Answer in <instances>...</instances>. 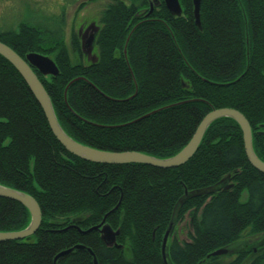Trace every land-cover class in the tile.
I'll return each instance as SVG.
<instances>
[{
  "label": "trees",
  "instance_id": "1",
  "mask_svg": "<svg viewBox=\"0 0 264 264\" xmlns=\"http://www.w3.org/2000/svg\"><path fill=\"white\" fill-rule=\"evenodd\" d=\"M148 2L110 0L97 22L93 63L83 62L75 33L70 62L60 28L48 29L50 18L33 11L15 30L0 31V42L22 59L52 58L56 77L34 72L58 124L82 145L165 159L207 113L228 108L245 117L264 162V0H201L200 28L192 0H178L180 16L162 0L149 13ZM0 185L30 195L41 213L34 234L0 242V264H93L87 250L97 264H264V244L228 253L242 235L264 241V174L248 162L229 118L213 121L176 168L85 161L56 140L26 83L0 56ZM188 213L186 238L167 242L163 262L170 221ZM29 218L20 203L0 197V232L22 230ZM102 220L118 230L119 247H105L98 230L79 232ZM218 249L228 252L210 256Z\"/></svg>",
  "mask_w": 264,
  "mask_h": 264
},
{
  "label": "water",
  "instance_id": "2",
  "mask_svg": "<svg viewBox=\"0 0 264 264\" xmlns=\"http://www.w3.org/2000/svg\"><path fill=\"white\" fill-rule=\"evenodd\" d=\"M157 0H152L149 3V13L151 12L153 5H157ZM201 0H192L193 5V18L195 25L200 28L199 8ZM164 6L172 16L181 15V7L178 0H163ZM98 33V27L95 23H90L85 29H78L77 37L80 42V51L87 61L93 63L96 61V56L92 54L94 49V42ZM0 56L10 63L14 69L19 73L24 82L26 83L31 94L39 104L48 126L56 138V140L62 145V147L71 155L83 159L85 161L99 163V164H144L160 169L176 168L184 164L197 150L199 143L206 128L215 120L219 118H229L233 120L241 130L242 141L245 156L250 165L264 174V162H262L253 152L251 142V130L245 117L234 109L222 108L212 109L207 113L198 126L196 127L192 137L186 143V145L180 149L175 155L159 159L149 156L144 153L125 151V152H106L99 151L88 146L82 145L73 139H71L60 127L56 117L54 115L49 97L43 88V85L38 80L36 74L33 72L35 69L43 77L51 76L56 77L59 73L55 63L47 56L38 53H29L24 59L18 56L11 48L0 42ZM76 81L72 80L70 83ZM69 83V84H70ZM264 134V133H263ZM0 197L14 200L20 203L29 213V222L25 228L14 232H0V242L9 240H20L28 237L36 232L40 226L41 213L36 201L28 194L11 189L0 185ZM102 222L94 227H91L85 231L79 230L80 233L85 234L92 230H98L100 239L108 247H119L116 245V236L118 230L113 231L107 224ZM170 231V224L166 229L161 243V256L163 262H165L167 255L165 253V247L167 243L168 234ZM79 248V247H75ZM227 250L218 249L213 251L210 256H220L227 254ZM67 251L60 253L59 255L65 254Z\"/></svg>",
  "mask_w": 264,
  "mask_h": 264
},
{
  "label": "rangeland",
  "instance_id": "3",
  "mask_svg": "<svg viewBox=\"0 0 264 264\" xmlns=\"http://www.w3.org/2000/svg\"><path fill=\"white\" fill-rule=\"evenodd\" d=\"M109 2L110 0H0V31L15 30L27 10L40 13L45 18H50L49 21H46L48 29L56 30L57 26L60 28L70 62L74 63L76 57L71 49V34L75 33L76 35L79 28L83 29L86 24L92 21L97 23L100 12ZM92 54L95 55V49ZM244 197L245 193L242 195V198ZM189 227V213L185 215L181 223L176 224V221H170L167 242L174 237L179 240L186 238ZM260 239V236L242 235L236 243L231 245L228 253L233 255L234 252H237L243 246L245 248L250 247V250L252 246L258 249L261 244H264V241L262 242Z\"/></svg>",
  "mask_w": 264,
  "mask_h": 264
},
{
  "label": "bare ground",
  "instance_id": "4",
  "mask_svg": "<svg viewBox=\"0 0 264 264\" xmlns=\"http://www.w3.org/2000/svg\"><path fill=\"white\" fill-rule=\"evenodd\" d=\"M103 245H104L105 247H108V246H106L105 244H103ZM78 247H79V246H78ZM79 248H80V247H79ZM72 249H73V248L65 249V250H62V251H60L59 253H57L56 256L54 257V262H55L59 257L64 256V255L68 254L69 252H71ZM65 251H67V253L62 254V255H59L60 253L65 252ZM87 252H88V254H89V255L91 256V258H92V263H93V264H97L96 258L94 257V255L92 254V252H91L90 250H87Z\"/></svg>",
  "mask_w": 264,
  "mask_h": 264
}]
</instances>
